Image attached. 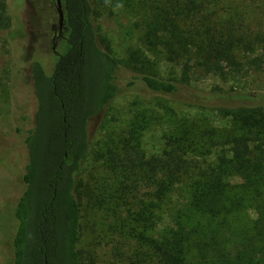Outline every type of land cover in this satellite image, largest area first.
<instances>
[{"label": "trees", "instance_id": "obj_1", "mask_svg": "<svg viewBox=\"0 0 264 264\" xmlns=\"http://www.w3.org/2000/svg\"><path fill=\"white\" fill-rule=\"evenodd\" d=\"M109 2L135 17L140 49L129 65L102 33L96 5ZM60 3L52 67L28 63L32 125L15 129L21 145L0 141V190L18 189L3 203L13 205L17 227L2 261L96 264V247L82 245L85 214L91 225L98 216L101 241L114 243L113 264H264V93L206 92L190 82L195 73L227 80L263 71L264 0ZM26 23L0 0L4 42L32 39ZM148 54L180 66V75L163 76ZM144 57L149 65L137 66ZM122 95L148 102L134 101L123 130L94 140ZM156 128L162 147L150 152L144 137ZM21 150L22 167L10 168Z\"/></svg>", "mask_w": 264, "mask_h": 264}, {"label": "rangeland", "instance_id": "obj_2", "mask_svg": "<svg viewBox=\"0 0 264 264\" xmlns=\"http://www.w3.org/2000/svg\"><path fill=\"white\" fill-rule=\"evenodd\" d=\"M7 1L12 8L13 16L27 22L26 30L32 37L30 39L28 36L21 38L13 35L10 44L0 38V78L3 77V72L4 74L8 73L0 86V141L7 139V142L13 145H21V138H16L15 129L18 127L24 132L30 128L35 110V98L28 63L38 59L48 69L52 67L54 53L51 48V39L56 19L55 10L50 0H20L16 7H12L14 0ZM108 4L110 6L108 9L102 7L101 4L96 5L97 12H103V15L99 17L102 20L100 23L102 33L109 39L115 56L122 63L129 65L130 54L140 49L139 34L134 27L135 17L123 3L114 5L109 2ZM147 56L152 63L156 62L163 76H169L171 72H175L177 76L180 75V66L166 63L150 54ZM144 59L139 61L137 66L149 65V60L146 57ZM190 82L192 86L206 92L220 88L222 92L264 93V66L261 72H250L246 76L230 77L227 80L211 75L199 77L198 73H195ZM134 101L143 104L148 102L147 99L135 95H122L117 98L108 108L104 116L103 127L100 129L101 124L99 125L94 140L101 139L107 131L112 133L123 130L131 117L130 108ZM22 117L25 120H22ZM96 128L97 124L94 122L91 129L95 132ZM143 145L150 152L160 151L162 147L161 130L156 128L152 132L146 133ZM22 150L21 158L12 156V160L8 159L7 164L10 168L18 162L22 167L24 162ZM5 153V149L0 151V155ZM13 174L20 177L17 173ZM9 193L6 194L0 190V264H11V259L2 261L3 252L1 253V249L7 248L8 254L10 253L17 227L13 205H3V203L14 200V197L17 198L18 189ZM91 220H93V215L83 214L82 245L89 250L96 247V264H113L114 259L111 258L110 249L114 243H109L106 246L105 239L101 241L104 234L100 226L101 220L99 221L98 216L94 218L98 222L96 225L95 222L91 225ZM91 229L95 232L93 233ZM96 243H100V245L96 246Z\"/></svg>", "mask_w": 264, "mask_h": 264}, {"label": "flooded vegetation", "instance_id": "obj_3", "mask_svg": "<svg viewBox=\"0 0 264 264\" xmlns=\"http://www.w3.org/2000/svg\"><path fill=\"white\" fill-rule=\"evenodd\" d=\"M51 1V5L56 8V0H50ZM57 11V10H56ZM58 22H56V25L52 28L53 30V37L51 39V48L52 50L55 48V43L58 39V36H61V32L58 30ZM54 52V51H53Z\"/></svg>", "mask_w": 264, "mask_h": 264}, {"label": "water", "instance_id": "obj_4", "mask_svg": "<svg viewBox=\"0 0 264 264\" xmlns=\"http://www.w3.org/2000/svg\"><path fill=\"white\" fill-rule=\"evenodd\" d=\"M56 10L58 13V30L61 32L62 28H63V13H62V9H61V3L60 0H56ZM53 51H55V48L53 49Z\"/></svg>", "mask_w": 264, "mask_h": 264}]
</instances>
